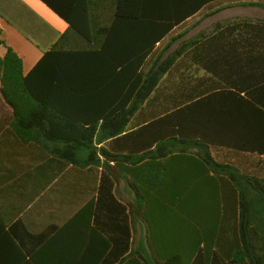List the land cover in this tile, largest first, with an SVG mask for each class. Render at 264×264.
Wrapping results in <instances>:
<instances>
[{
	"label": "trees",
	"instance_id": "1",
	"mask_svg": "<svg viewBox=\"0 0 264 264\" xmlns=\"http://www.w3.org/2000/svg\"><path fill=\"white\" fill-rule=\"evenodd\" d=\"M42 1L29 74L0 36V264H264V19L185 38L264 0ZM7 160L61 195L10 226Z\"/></svg>",
	"mask_w": 264,
	"mask_h": 264
},
{
	"label": "crops",
	"instance_id": "2",
	"mask_svg": "<svg viewBox=\"0 0 264 264\" xmlns=\"http://www.w3.org/2000/svg\"><path fill=\"white\" fill-rule=\"evenodd\" d=\"M68 27L67 22L42 0H0V36L23 58L26 75L35 67L44 52L61 40ZM25 29L30 32V38L22 32ZM5 53L6 49L0 46V57ZM8 145L7 142V148ZM10 167V160H7L4 169L7 178L1 190L5 215L7 219L12 218L8 223L9 226L17 218L25 217L29 210H35L42 196H61L57 194V190L48 194L43 193L40 175L36 173V165L30 164L15 173L11 172ZM47 188H50V191L53 189L50 185L45 187ZM119 196L132 199L137 193L122 182L119 186ZM34 217L35 214L32 215V223Z\"/></svg>",
	"mask_w": 264,
	"mask_h": 264
},
{
	"label": "rangeland",
	"instance_id": "3",
	"mask_svg": "<svg viewBox=\"0 0 264 264\" xmlns=\"http://www.w3.org/2000/svg\"><path fill=\"white\" fill-rule=\"evenodd\" d=\"M242 18L264 19V7L240 5V6L226 8L206 18L204 21L200 23V25L192 29L185 36V38L196 36L202 32H208L212 30L217 23L226 22L235 19H242ZM22 32L29 37L30 32H28V30L25 29L22 30Z\"/></svg>",
	"mask_w": 264,
	"mask_h": 264
}]
</instances>
